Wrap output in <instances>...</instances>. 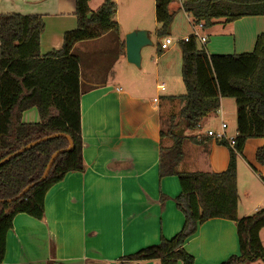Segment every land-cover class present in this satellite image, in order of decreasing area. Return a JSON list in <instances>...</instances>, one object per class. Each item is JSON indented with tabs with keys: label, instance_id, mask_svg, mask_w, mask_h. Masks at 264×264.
Returning <instances> with one entry per match:
<instances>
[{
	"label": "crops",
	"instance_id": "1",
	"mask_svg": "<svg viewBox=\"0 0 264 264\" xmlns=\"http://www.w3.org/2000/svg\"><path fill=\"white\" fill-rule=\"evenodd\" d=\"M94 1L89 3L91 12L106 0ZM181 11L193 30L195 24ZM75 12L76 0H0V16L42 17V55L62 48L65 33L77 28ZM223 25L206 30H214L207 34L209 55L252 53L258 37L264 34V17L243 18L225 25L232 32L216 31ZM129 32H109L75 45L73 54L80 66L85 171L69 173L47 192L42 220L26 214L14 218L3 264H159L126 258L159 245L162 239L170 240L182 230L184 216L174 202L181 193L179 180L159 176L161 150L173 145L163 144V116L166 111L172 116L177 100L179 113L183 106L180 98L186 94L181 56L176 58L169 52L156 59L154 94L122 88L121 79H112L111 74L117 64L127 61L125 36ZM234 103L222 99L220 108L201 122L202 127L220 122L228 135L232 126L236 129ZM22 122L40 123L37 109L23 113ZM217 143L207 134L196 140L187 138L182 143L184 157L178 171H226L230 153ZM262 147L264 139L248 140L243 157L264 184V167L256 161V152ZM259 207L243 216L238 211V218L252 215ZM185 249L195 257L196 264H221L240 253L236 224L212 219L199 228Z\"/></svg>",
	"mask_w": 264,
	"mask_h": 264
},
{
	"label": "trees",
	"instance_id": "2",
	"mask_svg": "<svg viewBox=\"0 0 264 264\" xmlns=\"http://www.w3.org/2000/svg\"><path fill=\"white\" fill-rule=\"evenodd\" d=\"M91 0H76L77 28L65 33L60 50L42 55L41 35L45 24L40 16H0V162L29 144L49 139L13 157L0 167V264H3L7 236L14 218L26 214L37 220L45 216L47 192L69 173L85 171L81 137V88L79 59L73 54L76 44L97 40L109 32L120 31L115 21L116 4L106 0L91 12ZM174 0H155L156 20L161 28L158 38L169 35L174 15L169 6ZM182 10L195 25L205 30L222 23L232 24L249 17H264V0H181ZM182 79L186 94L181 99L182 127L193 130L211 112L220 108L222 99L236 104L237 135L232 148L227 142L230 161L222 173H182L178 171L184 153L182 143L170 130L173 145L162 148L160 179L177 177L180 195L174 200L184 216L182 230L172 239L147 247L126 258L132 262L159 264H196L185 249L199 228L212 219L232 221L237 227L239 255L221 264L264 262L260 233L264 229V209L238 218L237 157L243 155L250 139H264V34L254 51L240 55H209L197 41L181 44ZM162 53V51H161ZM37 109L40 123L25 124L22 115ZM54 113H56L54 115ZM165 132L162 133L164 138ZM71 138L73 146L66 151ZM196 140L195 138H190ZM56 159L48 178L40 182L52 156ZM256 161L264 167V147L256 152ZM36 184L23 197L29 186ZM164 199V198H163ZM165 200V199H164ZM124 261V260H123Z\"/></svg>",
	"mask_w": 264,
	"mask_h": 264
},
{
	"label": "rangeland",
	"instance_id": "3",
	"mask_svg": "<svg viewBox=\"0 0 264 264\" xmlns=\"http://www.w3.org/2000/svg\"><path fill=\"white\" fill-rule=\"evenodd\" d=\"M94 1V2H98ZM116 4V15L115 21L118 23L121 32L130 31L128 34L135 31H146L149 34L152 46H147L142 49L141 52V67L137 68L134 65L127 64V61H122L116 65L111 74L112 79L120 80V85L122 88L127 87L130 91H141L149 92L154 94L155 92V75H156V59L163 53L175 54L176 58L181 56L180 66L182 65V50L181 44H176L172 49L166 52H159L160 44L163 38L157 37V31L161 26L156 20V9L155 0H111ZM99 5V4H98ZM97 7V8H96ZM93 11H96L100 6H96ZM180 0H174L170 6L169 11L174 15L173 23L169 30V35L167 37L174 38L176 40L189 37L193 34V30L189 24L187 16L181 11ZM223 25L222 27L216 28L219 33L232 32L231 27ZM215 31V32H216ZM214 32L211 30L207 31L206 35ZM205 34V33H204ZM127 35V34H126ZM126 37V36H125ZM210 38V37H208ZM199 49L206 50V46L202 45L200 41H197ZM226 55V54H220ZM142 60L144 64L142 66ZM126 89V88H125ZM232 100L233 99H227ZM235 104V103H234ZM180 103L176 102V109L179 110ZM175 110V109H174ZM175 110L172 116L166 111L163 116V131L164 145L173 144V139L171 137L170 130L176 129L180 130L182 127V119L180 117V112ZM205 119V118H204ZM203 119V120H204ZM202 120V121H203ZM201 121V122H202ZM201 122L199 127L193 130H185L184 136L186 138H197L204 134H207L208 129L218 133L222 130L220 122H209L206 126L202 127ZM236 129L234 126L229 130L228 137L232 138L235 136ZM232 134V135H231ZM215 142V139H213ZM218 144V143H217ZM222 146V145H220ZM225 147V146H224ZM227 148V147H226ZM228 149V148H227ZM263 167V166H262ZM236 171H237V190L239 195L238 211L241 216L248 213L250 210H255L257 207L264 204V184L252 173V171L247 166V159L240 155L236 160ZM263 173V172H262ZM249 194V195H247ZM254 214V213H253ZM262 241L264 245V232L262 233ZM230 258V257H229ZM228 258V259H229ZM226 259V260H228ZM224 260V261H226ZM222 261V262H224ZM221 262V263H222ZM256 264H264L262 261L255 262ZM254 264V263H248Z\"/></svg>",
	"mask_w": 264,
	"mask_h": 264
},
{
	"label": "water",
	"instance_id": "4",
	"mask_svg": "<svg viewBox=\"0 0 264 264\" xmlns=\"http://www.w3.org/2000/svg\"><path fill=\"white\" fill-rule=\"evenodd\" d=\"M125 42H126V56H127L128 63L136 66L137 68H140L141 67L142 49L147 47V46H152V42L149 38V34L146 31H135V32H132V33L126 35ZM184 132H185V128H181L180 130L176 131L174 134L178 137H182V136H184ZM58 137H59V135H53L51 137L43 138L39 141H36V142L29 144L28 146L22 148L20 151L16 152L15 154H13V155L9 156L8 158L2 160L0 162V167L2 165H4L5 163H7L8 161H10L13 157L18 156V155L24 153L25 151L43 143V142L48 141L49 139H55ZM68 140L70 142V146L66 151H69L73 146V142H72L71 138L68 137ZM63 152L64 151H59L52 156V158H51L40 182H43L48 178L50 171H51L56 159ZM35 185L36 184H33V185L27 187L18 198L23 197ZM13 201H14V199L13 200H7V201L0 200V203H11Z\"/></svg>",
	"mask_w": 264,
	"mask_h": 264
},
{
	"label": "built area",
	"instance_id": "5",
	"mask_svg": "<svg viewBox=\"0 0 264 264\" xmlns=\"http://www.w3.org/2000/svg\"><path fill=\"white\" fill-rule=\"evenodd\" d=\"M205 32H206V30H205L203 24L195 25L193 27V34L189 37H185V38L180 39V40H176V39L171 38V37L163 38L161 41V44L159 46L160 50L163 52H166V51L170 50L171 48H173L176 44H187V43H190L192 40L200 41V43L202 45L206 46L208 41H209V38ZM225 129H226V127L223 125L221 132L215 133L213 131H209L207 133V136L209 138H213V139L217 140L218 142H220V141L227 142L233 148L236 136L229 138L225 132ZM260 209H264V204L259 207V210Z\"/></svg>",
	"mask_w": 264,
	"mask_h": 264
}]
</instances>
